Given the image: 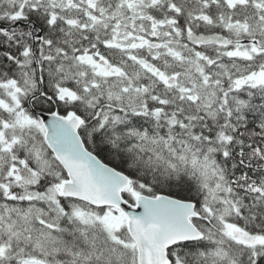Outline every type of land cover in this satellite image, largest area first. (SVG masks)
<instances>
[{
    "label": "snow or ice",
    "instance_id": "6c2138e0",
    "mask_svg": "<svg viewBox=\"0 0 264 264\" xmlns=\"http://www.w3.org/2000/svg\"><path fill=\"white\" fill-rule=\"evenodd\" d=\"M0 264H264V0H0Z\"/></svg>",
    "mask_w": 264,
    "mask_h": 264
}]
</instances>
